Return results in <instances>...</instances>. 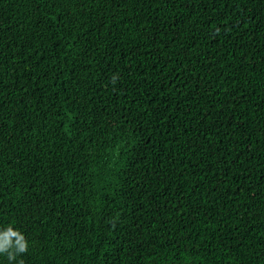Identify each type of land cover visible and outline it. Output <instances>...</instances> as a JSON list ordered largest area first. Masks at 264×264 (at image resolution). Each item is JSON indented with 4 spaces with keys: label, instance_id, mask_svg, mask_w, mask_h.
<instances>
[{
    "label": "trees",
    "instance_id": "obj_1",
    "mask_svg": "<svg viewBox=\"0 0 264 264\" xmlns=\"http://www.w3.org/2000/svg\"><path fill=\"white\" fill-rule=\"evenodd\" d=\"M9 226L0 264H264V0H0Z\"/></svg>",
    "mask_w": 264,
    "mask_h": 264
},
{
    "label": "clouds",
    "instance_id": "obj_2",
    "mask_svg": "<svg viewBox=\"0 0 264 264\" xmlns=\"http://www.w3.org/2000/svg\"><path fill=\"white\" fill-rule=\"evenodd\" d=\"M13 238L14 241H13ZM12 248L14 251H9ZM28 250V242L25 236L11 226L0 231V254L8 253L9 259H15L16 254L24 253Z\"/></svg>",
    "mask_w": 264,
    "mask_h": 264
}]
</instances>
